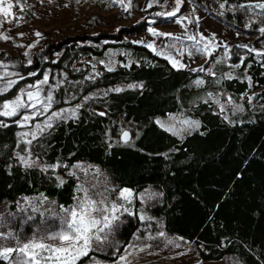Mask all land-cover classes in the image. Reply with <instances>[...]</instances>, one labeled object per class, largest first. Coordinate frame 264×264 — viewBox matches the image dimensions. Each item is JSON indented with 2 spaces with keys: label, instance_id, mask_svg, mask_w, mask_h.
Masks as SVG:
<instances>
[{
  "label": "trees",
  "instance_id": "trees-1",
  "mask_svg": "<svg viewBox=\"0 0 264 264\" xmlns=\"http://www.w3.org/2000/svg\"><path fill=\"white\" fill-rule=\"evenodd\" d=\"M196 1L244 30L264 27V16L254 12L225 11L216 0ZM248 2L255 0H227L226 8ZM221 11L222 16L217 14ZM111 51L124 52L122 62L113 71L104 67L84 93L113 85H122L123 91L86 102L75 118L57 121L33 145L44 161L64 164L57 171L24 167L16 155L20 127L12 121L0 126V205L34 195L72 205L78 180L68 166L87 161L106 170L119 188L136 193L158 189L162 202L151 207L153 214L163 218L168 233L194 243L203 260L233 256L241 264H264V56L245 50L241 68L259 90L260 104L249 105L246 118L234 123L211 103L191 104L196 92L188 87L199 71L177 70L133 40L101 46L60 43L55 59L40 64L34 53L30 65L25 63L28 58L0 49V62H17L20 70L39 69L0 95V104L43 78L49 67L72 74L84 58L105 57ZM130 84L142 87L129 88ZM223 84L233 92L249 89V83L239 78L225 79ZM170 113L198 118L200 127L184 137L165 131L156 119ZM130 128L134 139L124 144L121 132ZM57 177L65 182L60 185ZM138 229L137 217H130L120 232L121 251Z\"/></svg>",
  "mask_w": 264,
  "mask_h": 264
},
{
  "label": "rangeland",
  "instance_id": "rangeland-1",
  "mask_svg": "<svg viewBox=\"0 0 264 264\" xmlns=\"http://www.w3.org/2000/svg\"><path fill=\"white\" fill-rule=\"evenodd\" d=\"M149 2L150 0H131V6L125 11L124 4H128V0H124V4L114 2V0H20L19 5L17 0H4L3 7H7L8 3H11L13 8L10 10L11 15L7 18L10 22H5L0 26V33L10 37L7 40L0 39V49H9L15 56L20 55L28 58L24 59L26 64L29 57L36 53L37 61L41 64L55 59L59 55L58 45L65 42L78 41L99 46L105 42L116 40H133L143 42L141 43L143 45L144 43H153L158 50L163 49L180 59L186 65L185 68L200 69L203 67L205 70L211 68L215 73V75H209L207 71H199V75L188 87V90L196 92L195 97L190 101L191 104L207 101L232 123L245 119L247 107L260 104L257 97V94L260 93L259 90L255 89L251 82V87L245 92H233L226 88L223 80L228 79L227 75L231 74L233 78H239L241 81L246 80L249 83L248 78L251 80V77L241 68V65L235 68L231 67V65L240 64V58L245 57V50H247L235 46L247 45L257 51H264V32L260 30L248 31L228 23L201 6L196 0L195 16L200 18L199 24L185 21L182 26L175 23V20L181 15H190L194 6L190 0H184L177 17L156 15V13L172 11L175 7L174 0H158V3H154L150 8L148 7ZM14 17H22V19L17 22ZM4 19L3 14L0 13V21ZM185 27L188 35L203 34L204 37L210 38L215 34V43H225L231 48L230 59H224L223 47L217 48L211 57L198 53L189 55L192 41L184 38ZM150 28L157 32L173 33L175 36H181L182 39L174 42L168 37L153 36L149 31ZM37 32L41 35H35ZM21 33L23 36L20 35ZM172 43H175V48L166 47ZM17 45H23V47ZM30 45L35 46L29 47ZM180 49L184 51L182 56L178 55ZM25 52L29 53L27 57L24 55ZM122 54L124 52L111 51L105 57L84 58L76 65L72 74L49 67L46 73L49 74V85L52 86L55 100L51 111L75 109L77 105L83 107L86 102L97 101L113 92L110 89H123L122 85H113L87 90L84 93L89 81L100 74L104 67L115 68L122 62L120 59ZM218 60H223V62H217ZM0 64L7 66L0 68V75L5 71L17 73L16 76L6 79L19 80L20 76H34L29 73H38L39 71V69L20 70L17 67V62L1 61ZM197 80H202L203 84L197 85L195 83ZM4 83L5 81H0V87ZM27 85L21 89H25ZM43 88L45 92L49 90L48 85ZM209 93L212 94L211 98L208 96ZM228 97H231L233 104L227 103ZM249 97H252L251 102H249ZM216 100H219V104L215 102ZM221 104L224 105L223 112L220 111ZM234 105H242L244 110L237 111ZM80 108L77 109V114ZM23 114L24 110H21V115ZM20 118V116L11 118L0 116V121L3 123L5 121L15 122ZM45 119L46 116H37L29 122V127H20L18 133L34 130V125L42 124ZM186 119L198 121L200 124L198 118L184 116L182 113H170L158 117L156 121H162L166 126H174L175 135L184 137L198 129L185 130L187 126L181 121ZM56 122L57 120L54 119L53 125ZM125 130L129 132L131 140H133L134 130L130 128L122 131ZM17 140V153L27 158L28 153L25 152V148H30L31 160L36 161L37 165L34 167L44 169L49 165L58 164L44 161L33 148L35 141L32 145L26 146L20 136ZM58 169L59 167L55 170L48 168L51 171ZM68 172L74 173L78 180L77 194L72 205L68 207L58 205L57 202L44 195L22 196L15 203L8 202L0 205V232H11L19 241L28 242L60 231L61 221L65 216L62 209L76 207L78 200L84 198V192L79 190L82 187L87 191V196L93 200L97 202L104 200L105 205L109 206L115 202L118 205H123V208H127L129 211L124 212L121 208L119 212L115 213L118 219L113 220L110 229L101 233L102 236L106 235L107 239L103 243L94 241L93 251L88 255L91 256L83 257L78 264H118V262L119 264H241L233 256H227L220 260H203L194 243L168 233L164 229L163 218L154 215L151 210L153 205L162 202V196L158 189L149 187L136 193L130 188H119L106 170L87 161H79L68 166ZM123 189L131 191V203L119 198L120 191ZM108 214L111 216V213ZM135 216L139 221V229L129 244L121 251L123 238L120 232L130 217ZM141 216H144L145 219L141 220ZM161 231L164 233L163 237L159 235ZM168 241L173 243H168ZM46 242L54 243L53 241ZM0 243L9 247L16 246V241L12 239L3 240ZM121 256L126 257V260H120Z\"/></svg>",
  "mask_w": 264,
  "mask_h": 264
},
{
  "label": "snow or ice",
  "instance_id": "snow-or-ice-1",
  "mask_svg": "<svg viewBox=\"0 0 264 264\" xmlns=\"http://www.w3.org/2000/svg\"><path fill=\"white\" fill-rule=\"evenodd\" d=\"M114 2H118L124 4V0H114ZM190 2L194 5L192 12L188 16H179L175 23L184 26V22L188 23L195 22L197 25L199 24V17L195 16V0H190ZM219 3V8L225 11H238L244 10L245 13L254 12L258 16H264V0H255V2L241 3L238 5H231L226 8L227 0H216ZM4 0H0V13L3 14L5 18L3 21H0V26H2L5 22H10L7 18L11 15V9L13 5L8 3L7 7H3ZM20 0H17V4L19 5ZM154 3H158V0H150L148 7H152ZM175 7L172 11L156 13V15L166 16V17H177V13L180 11L181 5L184 3V0H174ZM131 6V0H128V4H124V10L127 11ZM256 10H259L258 12ZM23 11V8H21ZM218 15H223L224 12H218ZM17 22H19L22 17H14ZM261 32H264V27L259 29ZM153 36H163L168 37L171 41H180L182 39L181 36H175L173 33H164L157 32L155 29H149ZM23 36V33L20 34ZM35 35L40 36L41 33L37 32ZM10 37L3 35L0 33V39L7 40ZM185 39L188 41H192L191 51L189 55L193 53H198L201 55H205L211 57L213 52L216 51L217 48H224V59H230L231 48L225 44H217L215 43L216 37L213 34L210 38H206L203 34L198 35H188L187 28L185 27ZM143 43V42H141ZM18 47H23V45H17ZM35 45H30L29 47H34ZM144 46L149 48L154 52L157 56H163L164 59L168 60L173 68L177 70L184 69L186 65L181 62L180 59H177L176 56L165 52L163 49L158 50L153 43H144ZM168 48H175V43L167 45ZM237 48L247 49L248 52H255L257 56H264V51H257L253 48L248 47L247 45H236ZM183 49H180L178 55H183ZM24 55L27 57L29 55L28 52H25ZM217 62H223V60H218ZM27 63L30 65L32 61L29 59ZM103 63V62H101ZM244 63V57L240 58V64L231 65V67H239ZM6 65L0 64V68H5ZM108 71H113L112 67H108ZM192 71H207L209 75H215L212 72L211 68L205 70L203 67L200 69H192ZM17 73L14 72H3L0 75V81H5L4 85L0 87V95L8 92L14 85L18 83L17 79H6L7 77L16 76ZM29 75H36V73H29ZM228 79H232L231 74H228ZM19 79H24L23 76H20ZM249 79V87H251V80ZM197 85L203 84L202 80L195 81ZM48 85L49 90L44 91L43 86ZM129 88L142 87V85H128ZM110 91L120 92L123 91L122 88L110 89ZM107 94V93H105ZM209 98L212 97V94H208ZM87 99V98H85ZM249 102H251L252 97H249ZM219 104V100L215 101ZM55 103L52 86L49 85V74L45 73L43 79L38 80L35 84H29L25 89H21L20 93L16 95V97L12 100L4 101L0 104V116L2 117H17L21 118L15 123L18 127L25 128L29 127V122L34 120L37 116H46V119L43 123H37L34 125V130L32 131H24L20 132L17 135L22 138V142L26 146L32 145L33 141L38 139V134L43 135V133L53 128V120H67L71 118H75L77 114V109L82 107V105H77L75 109H61L59 111H51L52 105ZM207 103V101H205ZM228 104H233L231 97L227 98ZM237 111H243L242 105H234ZM21 110H24V114L21 115ZM220 111H224V105H220ZM50 113V114H49ZM99 115L103 116L105 113H99ZM225 119L227 117L225 116ZM156 123L165 131L172 132L176 134L174 126H166L164 122L157 120ZM182 124L186 125L187 128L185 130L196 129L200 127L198 121L194 120H183ZM0 126H7L2 121H0ZM30 137V138H28ZM121 139L124 144H129L131 141V137L129 132L122 131ZM25 152L28 153L27 158L20 153H17V158L26 168H31L36 165V161L31 160V150L26 147ZM57 167H61L59 164L49 165L46 168L42 169L43 171H47L48 168L55 170ZM66 167V166H65ZM74 175V173H70ZM60 185H62L65 181L60 177H57ZM84 192V198L79 199L75 208L72 209H62L65 213L64 218L61 221V230L58 232H53L41 239H32L28 242H21L19 239L11 232L3 233L0 232V241L12 239L16 241L15 247L4 246L0 243V261L6 262V264H78V262L83 258L89 255L91 251H93V242L103 243L107 236H102L101 233H105L106 229H110L113 220L118 219L115 215L116 212H119L123 205H118L113 202L111 205H105L104 200L97 202L93 200L91 197L87 196V191L82 187L79 189ZM158 195V194H157ZM132 193L129 189H123L120 191L119 198L126 201L127 203H131ZM106 199V198H105ZM35 210V209H33ZM124 212H128L127 208H123ZM111 213V216L108 214ZM131 214V213H129ZM31 219V217H29ZM141 220H144L145 217L141 216ZM161 237L164 236V233L161 231L159 233ZM151 238V237H150ZM182 239V238H181ZM46 241H53L54 243H47ZM168 243H173L172 241H168ZM179 247V245H176ZM143 251V249H141ZM120 260H126V257L121 256ZM119 264V262H118Z\"/></svg>",
  "mask_w": 264,
  "mask_h": 264
},
{
  "label": "water",
  "instance_id": "water-1",
  "mask_svg": "<svg viewBox=\"0 0 264 264\" xmlns=\"http://www.w3.org/2000/svg\"><path fill=\"white\" fill-rule=\"evenodd\" d=\"M126 131V130H125ZM128 132V131H127Z\"/></svg>",
  "mask_w": 264,
  "mask_h": 264
}]
</instances>
